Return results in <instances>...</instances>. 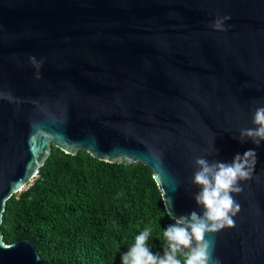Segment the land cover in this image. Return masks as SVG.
<instances>
[{"label":"water","instance_id":"1","mask_svg":"<svg viewBox=\"0 0 264 264\" xmlns=\"http://www.w3.org/2000/svg\"><path fill=\"white\" fill-rule=\"evenodd\" d=\"M261 106L264 0H0V264H51L2 224L53 146L148 166L177 217L202 214L197 157L255 150L235 225L206 238L222 264H264V141L239 140Z\"/></svg>","mask_w":264,"mask_h":264},{"label":"trees","instance_id":"2","mask_svg":"<svg viewBox=\"0 0 264 264\" xmlns=\"http://www.w3.org/2000/svg\"><path fill=\"white\" fill-rule=\"evenodd\" d=\"M172 223L148 166L53 146L29 187L8 200L2 232L6 243L31 240L51 264H122L146 228L147 246L163 255Z\"/></svg>","mask_w":264,"mask_h":264},{"label":"clouds","instance_id":"3","mask_svg":"<svg viewBox=\"0 0 264 264\" xmlns=\"http://www.w3.org/2000/svg\"><path fill=\"white\" fill-rule=\"evenodd\" d=\"M229 16L217 18L213 27L225 30V21ZM37 68L36 77L40 78L39 68L43 61H37L35 56L29 57ZM253 128L240 130L239 140L250 139L257 146L264 141V106L254 111ZM197 170L193 183L199 186L194 199L202 207V214L192 211L190 215L175 216L167 209L174 223L168 225L163 236L167 241L163 255L153 253L146 241L151 229L146 228L135 237V242L128 251L121 254L122 264H222L219 258L213 256L214 241L206 238L207 233H215L225 226L235 225L233 217L241 210V205L234 199L232 193H241L243 188L239 181L250 180L257 164V153L253 149L242 155L236 154L231 162L220 160L209 161L203 157L195 159ZM183 256V261L178 256Z\"/></svg>","mask_w":264,"mask_h":264}]
</instances>
